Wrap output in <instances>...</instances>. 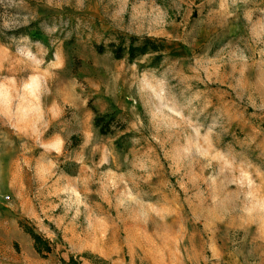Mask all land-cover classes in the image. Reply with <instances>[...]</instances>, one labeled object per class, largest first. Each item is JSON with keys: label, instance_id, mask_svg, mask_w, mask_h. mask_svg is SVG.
I'll use <instances>...</instances> for the list:
<instances>
[{"label": "rangeland", "instance_id": "rangeland-1", "mask_svg": "<svg viewBox=\"0 0 264 264\" xmlns=\"http://www.w3.org/2000/svg\"><path fill=\"white\" fill-rule=\"evenodd\" d=\"M0 264H264V0H0Z\"/></svg>", "mask_w": 264, "mask_h": 264}, {"label": "trees", "instance_id": "trees-1", "mask_svg": "<svg viewBox=\"0 0 264 264\" xmlns=\"http://www.w3.org/2000/svg\"><path fill=\"white\" fill-rule=\"evenodd\" d=\"M164 48H165V45L163 44V41H160L158 39H154L151 37L141 39V38L132 36L127 48L123 46H119L117 47V49L115 48L113 50V53H114L115 59H123L124 57H127L128 61L132 62L133 60L139 57L146 56L149 53L160 52ZM105 117L106 115L104 117L97 116L95 119V123L97 127L101 128V133L103 135L108 133V130H107L108 125L103 124ZM32 235L35 238L36 243L40 244L41 243L40 237L33 232H32Z\"/></svg>", "mask_w": 264, "mask_h": 264}]
</instances>
